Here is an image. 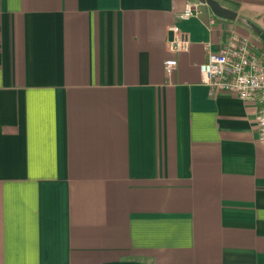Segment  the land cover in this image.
Wrapping results in <instances>:
<instances>
[{
	"label": "crops",
	"instance_id": "0c3cea01",
	"mask_svg": "<svg viewBox=\"0 0 264 264\" xmlns=\"http://www.w3.org/2000/svg\"><path fill=\"white\" fill-rule=\"evenodd\" d=\"M187 1L0 0V264H264L257 106L198 68L264 0Z\"/></svg>",
	"mask_w": 264,
	"mask_h": 264
},
{
	"label": "built area",
	"instance_id": "2783aa9c",
	"mask_svg": "<svg viewBox=\"0 0 264 264\" xmlns=\"http://www.w3.org/2000/svg\"><path fill=\"white\" fill-rule=\"evenodd\" d=\"M202 4L188 0L177 20L199 17ZM170 38L167 48L172 55L163 62L166 77L177 68V55L188 51L190 40L176 25L168 28ZM206 61L199 65L202 83L212 93H229L244 102L257 106L256 126L258 140L264 144V53H253L249 42L232 33L218 51H213L209 43L204 44Z\"/></svg>",
	"mask_w": 264,
	"mask_h": 264
},
{
	"label": "water",
	"instance_id": "95a60500",
	"mask_svg": "<svg viewBox=\"0 0 264 264\" xmlns=\"http://www.w3.org/2000/svg\"><path fill=\"white\" fill-rule=\"evenodd\" d=\"M194 1H197L202 5H206L207 7H209L211 12L219 18L226 20H235L236 18V14L234 12L226 8H223L215 0H194ZM249 27L254 32V34L258 36L261 39V41L264 42V32L253 24H249Z\"/></svg>",
	"mask_w": 264,
	"mask_h": 264
},
{
	"label": "rangeland",
	"instance_id": "374dc122",
	"mask_svg": "<svg viewBox=\"0 0 264 264\" xmlns=\"http://www.w3.org/2000/svg\"><path fill=\"white\" fill-rule=\"evenodd\" d=\"M250 35H251V39L256 40L258 43H262V41L259 40L253 33H251Z\"/></svg>",
	"mask_w": 264,
	"mask_h": 264
}]
</instances>
